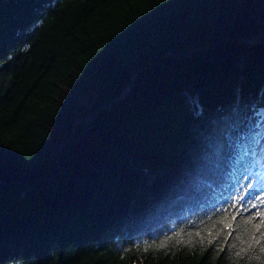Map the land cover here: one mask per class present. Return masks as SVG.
Instances as JSON below:
<instances>
[{
	"label": "trees",
	"instance_id": "obj_1",
	"mask_svg": "<svg viewBox=\"0 0 264 264\" xmlns=\"http://www.w3.org/2000/svg\"><path fill=\"white\" fill-rule=\"evenodd\" d=\"M9 53L0 252L22 264H232L227 248L147 259L133 245L220 208L210 190L228 161L235 188L244 175L253 194L264 187L230 135L264 120V0H0Z\"/></svg>",
	"mask_w": 264,
	"mask_h": 264
},
{
	"label": "snow or ice",
	"instance_id": "obj_2",
	"mask_svg": "<svg viewBox=\"0 0 264 264\" xmlns=\"http://www.w3.org/2000/svg\"><path fill=\"white\" fill-rule=\"evenodd\" d=\"M167 2L168 0H157L158 4ZM42 22L41 19L40 23ZM11 59V53L6 57L0 55V65L7 64ZM261 129H264V120H254L253 127L247 132L234 128L230 135L234 137L233 143L239 142L238 146L243 156L252 157V166L259 165L264 168V131ZM19 135L20 133H17V137L13 139L18 138ZM7 146L6 141L0 137V149ZM3 155L4 153L0 152V161ZM247 170L245 168L246 172ZM254 187L255 177L244 175L242 182L229 199L222 207L215 208L207 219H200L199 224L188 220L186 226L178 224L175 229L165 232L160 238L145 240L142 249L139 245H133V247L137 252L142 250L147 259L152 258V253H162L160 258L164 259L174 254H189L197 251L203 256L211 250L215 253L213 260L227 248L230 251L235 250L233 253L235 260L232 264H239L240 261L251 264L254 260L264 264V187L253 194ZM233 233L236 234L235 239L239 242V247L236 243H229ZM124 251L129 252L131 249H124ZM51 258L50 254L46 257V259ZM22 260L23 258L19 256L5 255L0 252V264H22Z\"/></svg>",
	"mask_w": 264,
	"mask_h": 264
},
{
	"label": "bare ground",
	"instance_id": "obj_3",
	"mask_svg": "<svg viewBox=\"0 0 264 264\" xmlns=\"http://www.w3.org/2000/svg\"><path fill=\"white\" fill-rule=\"evenodd\" d=\"M239 148H236V151H239ZM231 167L228 172L224 175L223 180L220 181L215 185L212 186L210 192L213 194V199H211V204L218 205L219 207H222L224 202L226 201V198H229L231 194L234 193L235 184H234V178L241 175L239 165L235 161H228V166ZM228 180V182H227ZM208 199L206 200V202Z\"/></svg>",
	"mask_w": 264,
	"mask_h": 264
}]
</instances>
